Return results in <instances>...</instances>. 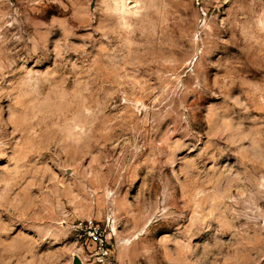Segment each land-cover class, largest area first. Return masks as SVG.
Here are the masks:
<instances>
[{"label":"rangeland","instance_id":"rangeland-1","mask_svg":"<svg viewBox=\"0 0 264 264\" xmlns=\"http://www.w3.org/2000/svg\"><path fill=\"white\" fill-rule=\"evenodd\" d=\"M264 264V0H0V264Z\"/></svg>","mask_w":264,"mask_h":264},{"label":"water","instance_id":"water-1","mask_svg":"<svg viewBox=\"0 0 264 264\" xmlns=\"http://www.w3.org/2000/svg\"><path fill=\"white\" fill-rule=\"evenodd\" d=\"M72 261H73V264H83L82 260L78 256H75L74 260Z\"/></svg>","mask_w":264,"mask_h":264},{"label":"bare ground","instance_id":"bare-ground-1","mask_svg":"<svg viewBox=\"0 0 264 264\" xmlns=\"http://www.w3.org/2000/svg\"><path fill=\"white\" fill-rule=\"evenodd\" d=\"M76 256V255H75Z\"/></svg>","mask_w":264,"mask_h":264}]
</instances>
